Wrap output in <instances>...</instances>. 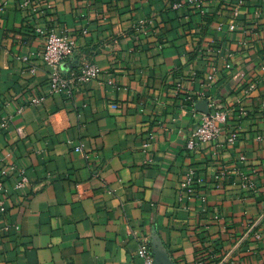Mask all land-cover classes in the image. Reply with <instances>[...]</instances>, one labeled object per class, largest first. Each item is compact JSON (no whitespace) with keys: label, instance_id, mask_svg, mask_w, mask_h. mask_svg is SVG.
<instances>
[{"label":"crops","instance_id":"crops-1","mask_svg":"<svg viewBox=\"0 0 264 264\" xmlns=\"http://www.w3.org/2000/svg\"><path fill=\"white\" fill-rule=\"evenodd\" d=\"M23 1L0 0V168L29 177L6 181L0 264H135L154 243L264 264V0ZM43 26L76 40L67 71L101 69L72 96L49 92ZM216 109L219 138L190 146Z\"/></svg>","mask_w":264,"mask_h":264},{"label":"built area","instance_id":"built-area-1","mask_svg":"<svg viewBox=\"0 0 264 264\" xmlns=\"http://www.w3.org/2000/svg\"><path fill=\"white\" fill-rule=\"evenodd\" d=\"M31 0H24L21 4L22 7H26L31 4ZM190 3L195 5L200 4L202 0H189ZM53 2L47 4V8L51 9ZM37 33L44 37V48L39 54V57L44 61L49 68L50 75V93H65L68 96H72L77 87V83H87L96 78L101 69L95 64H84L78 68L77 71H67L64 68V63L72 58L77 49L76 40L67 34H62L54 28H47L46 26L39 27ZM23 60L27 61V57H23ZM42 98H34L32 103H40ZM227 120L225 112L220 110H211L208 113H204L198 123L197 129L193 132L190 140V146H194L198 142L212 143L216 141L222 132V126ZM0 127L7 130L9 124L6 121L1 122ZM16 132L20 137H25L26 131L23 127H17ZM236 135L233 134L230 139L235 140ZM78 151H83V146H77ZM244 159V158H242ZM10 174L17 176L14 187L17 190H23L28 186L29 177L25 169L20 168L16 163H11L7 168H0V215L5 213L7 207V200L9 196V190L6 186V181ZM227 173L222 172L219 178L225 176ZM244 180V185H248V176L244 173H240ZM186 190L193 192L194 182L192 175L186 181ZM183 197H181V200ZM138 257L140 258L135 264H154V256L151 248L147 244H142L138 251Z\"/></svg>","mask_w":264,"mask_h":264},{"label":"water","instance_id":"water-1","mask_svg":"<svg viewBox=\"0 0 264 264\" xmlns=\"http://www.w3.org/2000/svg\"><path fill=\"white\" fill-rule=\"evenodd\" d=\"M154 264H174L169 260V257L165 251H163L157 243H154Z\"/></svg>","mask_w":264,"mask_h":264}]
</instances>
